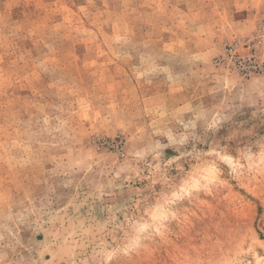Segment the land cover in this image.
Masks as SVG:
<instances>
[{
	"label": "rangeland",
	"instance_id": "1",
	"mask_svg": "<svg viewBox=\"0 0 264 264\" xmlns=\"http://www.w3.org/2000/svg\"><path fill=\"white\" fill-rule=\"evenodd\" d=\"M0 264H264V0H0Z\"/></svg>",
	"mask_w": 264,
	"mask_h": 264
}]
</instances>
